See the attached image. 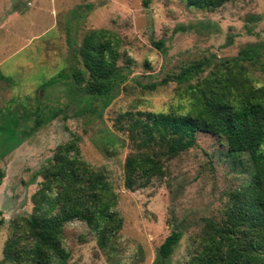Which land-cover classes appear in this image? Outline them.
Wrapping results in <instances>:
<instances>
[{
	"label": "rangeland",
	"instance_id": "374dc122",
	"mask_svg": "<svg viewBox=\"0 0 264 264\" xmlns=\"http://www.w3.org/2000/svg\"><path fill=\"white\" fill-rule=\"evenodd\" d=\"M94 30L119 37L118 66L127 75L105 109L90 107L78 89L69 95L67 86L84 70L78 50ZM249 46L258 56L241 60ZM195 62L209 66L188 84H161ZM227 70L264 86V0H222L212 9L185 0H150L147 7L143 0H0V264H9L10 221L40 208L34 196L47 185L46 168L57 147L73 140L81 159L111 184L122 228L103 247L85 223H67L66 264H188L206 221L221 223L231 193L249 181L248 158L226 157V143L195 132L192 148L165 158L164 176L142 188L124 186V165L144 147L138 135L152 116H188L201 104L193 89ZM37 112L43 123L35 128ZM176 229L182 238L161 260L159 247Z\"/></svg>",
	"mask_w": 264,
	"mask_h": 264
},
{
	"label": "trees",
	"instance_id": "16d2710c",
	"mask_svg": "<svg viewBox=\"0 0 264 264\" xmlns=\"http://www.w3.org/2000/svg\"><path fill=\"white\" fill-rule=\"evenodd\" d=\"M185 1L188 7L212 9L222 0ZM149 2L143 0L144 6ZM120 42L108 30H94L84 38L78 50L84 70L72 73V82L67 84L69 95L78 89L90 107L95 102L101 103L103 109L109 106L127 78L124 69L118 66ZM156 46L161 49L163 43ZM257 52L256 47L249 46L240 52V59L252 61ZM208 66L207 62H195L161 84H188ZM58 77L61 75L54 80ZM53 84L50 81L46 86ZM155 88V85L148 87ZM193 90L201 104L188 116L158 114L144 126L138 135V142L144 147L136 146V152L126 158L124 186L134 191L163 177L165 158L191 149L195 132L217 136L226 143V157L239 162L243 156L248 158L250 179L231 193L226 218L221 223L206 221L188 264H264V86L255 88L244 77L227 70L211 72ZM42 123L37 112L35 128ZM20 125L18 122L15 127L24 133ZM21 141L22 138L17 140L16 146ZM77 142L57 147L46 168L47 185L34 196L40 208L35 207L36 212L28 217L10 221L12 239L4 247V262L66 264L69 253L63 246V229L76 220L85 223L103 247L111 246L112 238L121 230L122 217L114 210L116 194L103 171L93 169L81 159ZM2 178L0 171V184ZM50 208L54 213L39 215ZM181 238L178 229L166 237L159 247L161 260L172 255Z\"/></svg>",
	"mask_w": 264,
	"mask_h": 264
}]
</instances>
